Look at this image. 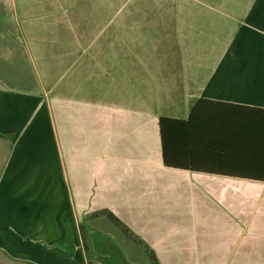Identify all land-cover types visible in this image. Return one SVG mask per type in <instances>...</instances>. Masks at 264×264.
I'll return each instance as SVG.
<instances>
[{
    "label": "crops",
    "instance_id": "crops-1",
    "mask_svg": "<svg viewBox=\"0 0 264 264\" xmlns=\"http://www.w3.org/2000/svg\"><path fill=\"white\" fill-rule=\"evenodd\" d=\"M159 1L175 8V22L126 21L74 72L70 64L60 90L49 92L72 51L51 62L39 56L44 78L29 64L35 43L0 56V264H90L80 222L89 161L103 184L121 167L147 176L154 165L222 195L229 238L216 260L252 264L246 233L262 237L264 180L166 166L159 119L187 120L199 99L213 101L180 149L203 165L264 173V130L250 109H264V0ZM36 35L28 27V39ZM214 134L239 146L215 148ZM253 137L260 144L249 150Z\"/></svg>",
    "mask_w": 264,
    "mask_h": 264
},
{
    "label": "rangeland",
    "instance_id": "rangeland-1",
    "mask_svg": "<svg viewBox=\"0 0 264 264\" xmlns=\"http://www.w3.org/2000/svg\"><path fill=\"white\" fill-rule=\"evenodd\" d=\"M163 15L175 22V8L164 7L159 0H0V20H7L0 23V56L12 47L24 53L35 43L39 54L28 57L29 64L36 65L44 78L39 56L51 62L65 59L64 53L72 51L55 71V85L49 92L57 91L70 76V64L74 72L114 32L127 27L126 21H155ZM31 26L39 39H28ZM118 171L121 174L103 184L93 161L87 166V208L80 222L90 264H98L106 254L120 264H155L154 258L159 264H239L238 257L216 260L217 250L229 238L224 229L229 214L222 195H206L205 185L196 179L177 180L180 171L172 168L153 165L147 176L127 167ZM104 208L113 211L134 236L102 214ZM257 216L262 217L256 223L262 222L263 234L259 237L254 227L249 228L247 252L252 264H264V202Z\"/></svg>",
    "mask_w": 264,
    "mask_h": 264
},
{
    "label": "trees",
    "instance_id": "trees-1",
    "mask_svg": "<svg viewBox=\"0 0 264 264\" xmlns=\"http://www.w3.org/2000/svg\"><path fill=\"white\" fill-rule=\"evenodd\" d=\"M206 102H213L208 99L201 98L192 108L189 117L187 120L170 117V116H161L159 119V129L160 137L162 143V159L163 163L168 167L174 168H183L191 169L198 171H211L214 173H235L231 175H238L239 177H248L253 179H262L264 180V173L250 172V171H241V172H230L226 167H221L220 164H214V166H207L201 164L198 158H195L192 155L191 149L188 148V151H182L180 149L181 143L191 145L190 142V131L195 120L202 119L198 117V112L203 108ZM256 112L254 119H256L260 129L264 130V109L263 108H250ZM258 112V113H257ZM211 117L214 120L222 119L223 116L218 113H211ZM182 136H184V141ZM248 149L252 150L253 147L260 144V140L256 137L249 138ZM213 147L230 149L235 146H239L238 142H231L228 144L223 137H219L214 134L213 137ZM214 162H217L214 160ZM259 163H262L259 161ZM239 173V174H236ZM100 212V211H99ZM102 214L107 215L113 222L121 226L124 231L130 233L134 236L132 230L109 208H104L101 210ZM83 232V228H82ZM84 235V232L82 233ZM155 264H159L158 261L154 258Z\"/></svg>",
    "mask_w": 264,
    "mask_h": 264
},
{
    "label": "flooded vegetation",
    "instance_id": "flooded-vegetation-1",
    "mask_svg": "<svg viewBox=\"0 0 264 264\" xmlns=\"http://www.w3.org/2000/svg\"><path fill=\"white\" fill-rule=\"evenodd\" d=\"M114 259L112 257L106 255H101V257L98 259V264H120L118 262H113Z\"/></svg>",
    "mask_w": 264,
    "mask_h": 264
}]
</instances>
